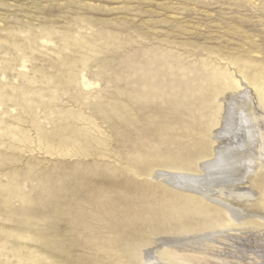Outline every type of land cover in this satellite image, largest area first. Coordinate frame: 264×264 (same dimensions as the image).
Here are the masks:
<instances>
[{
    "label": "rangeland",
    "instance_id": "rangeland-1",
    "mask_svg": "<svg viewBox=\"0 0 264 264\" xmlns=\"http://www.w3.org/2000/svg\"><path fill=\"white\" fill-rule=\"evenodd\" d=\"M0 264H264V0H0Z\"/></svg>",
    "mask_w": 264,
    "mask_h": 264
},
{
    "label": "bare ground",
    "instance_id": "bare-ground-1",
    "mask_svg": "<svg viewBox=\"0 0 264 264\" xmlns=\"http://www.w3.org/2000/svg\"><path fill=\"white\" fill-rule=\"evenodd\" d=\"M246 92H247V91H246ZM252 94H253V93H252ZM233 99H234V98H233ZM239 101H240V100H239ZM235 110H236V109H235ZM233 111H234V110H233ZM236 111H237V110H236ZM231 113H232V112H231ZM235 113H236V112H235ZM235 113H234V114H235ZM237 116H238V115H237ZM230 117H231V116H230ZM232 117H233V116H232ZM241 117H242V116H241ZM239 118H240V117H239ZM245 118H246V117H245ZM233 119H234V118H233ZM236 119H237V118H236ZM238 120H239V119H238ZM240 120H241V118H240ZM235 122H236V121H235ZM238 123H240V122L238 121ZM243 123H244V122H243ZM235 125H236V126H239V125L241 126V124L237 125V123H235ZM233 126H234V124H233ZM233 129H234V128H233ZM230 130H231V129H230ZM234 130H235V129H234ZM235 131H236V130H235ZM235 131H234V132H235ZM231 132H232V130H231ZM226 133H228V132H226ZM240 134H241V133H240ZM249 137H251V135H250ZM217 145H218V144H217ZM247 156H248V155H247ZM220 170H221V169H220ZM173 175H175V173H174ZM178 178H179V177H178ZM178 178H177V179H178ZM180 178H181V177H180ZM181 179H182V178H181ZM184 179H185V178H184ZM183 192H184V191H183ZM173 249H174V248H173ZM177 251H178V250H177Z\"/></svg>",
    "mask_w": 264,
    "mask_h": 264
}]
</instances>
